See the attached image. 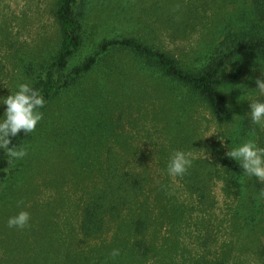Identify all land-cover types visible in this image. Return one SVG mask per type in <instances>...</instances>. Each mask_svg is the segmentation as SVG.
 <instances>
[{
	"label": "rangeland",
	"instance_id": "1",
	"mask_svg": "<svg viewBox=\"0 0 264 264\" xmlns=\"http://www.w3.org/2000/svg\"><path fill=\"white\" fill-rule=\"evenodd\" d=\"M78 1L82 45L67 70L103 41L126 37L169 53L182 66L196 67L231 19L240 24L237 13L249 12L250 4ZM54 10L55 0H0V99L16 91L19 83L31 85L40 65L54 58L60 42ZM143 64L130 50H110L40 109L42 120L20 145L28 155L11 163L1 182L0 264H264V225H245L232 216L220 180H213L210 187L214 207L198 212L189 207L193 198L179 178L167 174V162L176 150L192 157L207 156L212 143L226 150L228 136L241 133L234 129L246 119L252 129L245 140L256 143L255 125L247 113L250 102L264 100L255 89L256 79H264L260 71L264 63L250 59L245 73L224 87L235 114L232 125L217 124L207 107L189 95L179 99L183 115L178 120L170 116V102L181 93ZM4 108L0 104V114ZM214 130L218 133L207 136ZM219 138H224L223 144ZM113 152L123 167L127 163L151 169L152 184L162 182L165 190L162 203L188 207L179 215L170 207L157 208L141 233L134 231L123 212L120 219L106 220L98 234L84 237L83 205L99 181L98 167L112 161L108 158ZM21 210L29 212V226L8 228V218ZM138 242L156 249L142 257ZM113 249L120 255L113 258Z\"/></svg>",
	"mask_w": 264,
	"mask_h": 264
},
{
	"label": "trees",
	"instance_id": "2",
	"mask_svg": "<svg viewBox=\"0 0 264 264\" xmlns=\"http://www.w3.org/2000/svg\"><path fill=\"white\" fill-rule=\"evenodd\" d=\"M249 12L240 11L237 19L221 30L219 40L196 67L182 66L180 61L169 53L155 48L142 40L132 37L109 39L100 43L97 50L83 62L67 70L71 57L82 45V19L78 0H55L54 18L58 26L60 42L54 58L40 65L31 86L45 98V105L62 90L73 85L87 74L98 59L113 49L130 50L143 65L159 72L160 77L173 91L181 95L171 100L169 115L179 119L183 115L181 98L189 95L201 101L219 125L235 124V114L224 94V87L237 81L244 73L247 62L257 59L264 63V0H249ZM236 21V20H235ZM228 67V70L225 68ZM177 95V94H176ZM187 101L185 104H188ZM44 105V107H45ZM179 129V127H177ZM176 128V129H177ZM257 133L256 143L264 148V131ZM252 129L248 119L239 124L227 138V145L233 147L248 136ZM29 134L20 133L12 138V145L19 147ZM207 156L193 157L192 165L182 176H177L184 189L193 198L191 209L206 212L214 207L210 194L212 181L222 182L223 194L228 198V209L232 216L242 219L245 225H264V184L255 178H248L238 163L225 155L226 150L218 143H212ZM118 154L112 153V160L106 166L98 167L99 181L89 193L83 205L80 224L84 237L96 235L108 219H120L126 213L134 227L141 233L153 221L155 210H166L181 214L186 203H162L166 198L162 182L152 184L153 174L148 166L127 164L123 167L117 161ZM114 159V160H113ZM9 158L0 150V186L10 167ZM176 214V215H177ZM175 220L176 218L173 217ZM177 220V219H176ZM264 235V226L261 228ZM137 251L142 255L156 247L138 242ZM264 251V247H261Z\"/></svg>",
	"mask_w": 264,
	"mask_h": 264
},
{
	"label": "clouds",
	"instance_id": "3",
	"mask_svg": "<svg viewBox=\"0 0 264 264\" xmlns=\"http://www.w3.org/2000/svg\"><path fill=\"white\" fill-rule=\"evenodd\" d=\"M228 70V67L225 68ZM261 76L264 77V68L261 67ZM258 95L264 97V79H256ZM4 111L0 114V150L9 158L8 162L14 163L24 159L28 150L24 146H13L12 138L20 133L29 134L35 131L37 124L42 120L40 111L45 105V98L29 83L17 85L16 91L0 99ZM250 111L247 113L253 125L264 128V100L250 102ZM218 133L212 131L209 135ZM205 136V137H207ZM223 144L224 138H219ZM225 155L237 162L248 178H255L264 184V148L258 146L254 140H245L233 147L226 145ZM191 153L176 150L167 162V174L171 177L184 175L192 165ZM264 195V193H262ZM30 214L21 210L7 220L8 228L23 230L29 226ZM110 255L114 258L120 255L119 249H113Z\"/></svg>",
	"mask_w": 264,
	"mask_h": 264
}]
</instances>
